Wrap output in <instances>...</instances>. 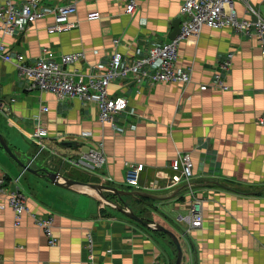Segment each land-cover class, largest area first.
<instances>
[{
    "label": "crops",
    "instance_id": "obj_1",
    "mask_svg": "<svg viewBox=\"0 0 264 264\" xmlns=\"http://www.w3.org/2000/svg\"><path fill=\"white\" fill-rule=\"evenodd\" d=\"M44 1L57 6L74 0ZM184 1L138 0L131 16L123 2L78 0L77 13L71 17L77 27L72 31L50 34L53 19L48 17L21 36L0 33V45L29 60L38 59L44 48L57 58L84 52L87 60L67 69L86 73L95 67L103 72L114 39H121L119 50L128 63L145 57L151 46L171 41L182 20ZM251 3L264 17V0ZM236 8L241 17L254 19L242 0L236 1ZM231 53L232 65L226 70ZM177 67L192 73L190 84L151 86L139 77L115 80L110 96L128 100L129 107L117 117L114 128L101 123L94 104L28 90L29 80L14 64L0 59V100L10 105L9 113L0 111V134L25 165H19L0 144V177L18 180L10 188L26 196L30 210L17 225L7 199L0 196V264H88L89 234L99 264H176L178 250L169 236L94 197L55 185L44 172L135 191L125 182L126 163L144 166L138 191L162 196L182 188L171 201L125 197L137 215L178 236L182 264H264V127L258 123L264 115V56L258 38L229 28L205 27L199 38L181 44ZM217 73L229 90L213 87ZM41 107L49 109L42 122L52 154L38 153L37 145L25 135L34 130ZM85 132L92 137H82ZM97 143L104 144L107 157L102 171L63 164L64 157H77ZM182 153L191 154L194 176L189 183L169 188L172 179L179 177L171 163ZM207 181L212 183L204 184ZM191 183L196 187H187ZM194 196L202 200L204 223L188 232L181 219L187 217ZM109 197L119 202L114 195ZM31 214L54 219L57 245L49 244Z\"/></svg>",
    "mask_w": 264,
    "mask_h": 264
},
{
    "label": "built area",
    "instance_id": "obj_2",
    "mask_svg": "<svg viewBox=\"0 0 264 264\" xmlns=\"http://www.w3.org/2000/svg\"><path fill=\"white\" fill-rule=\"evenodd\" d=\"M123 2L125 13L133 15L138 7V0H113ZM237 0H185L180 14L182 24L179 35L165 44L153 45L145 57L132 62H126L119 50L121 39L113 41L114 50L109 56L106 69L98 72L91 67L86 73L71 72L67 67L86 61L84 52L61 55L59 58L49 49L44 48L36 60H29L25 54L12 53L4 45H0V59L12 63L22 76L29 80L28 90H39L50 92L60 100L80 99L81 101L94 104L99 113L102 124H110L115 128V121L119 115L124 113L129 105L128 100L123 98H112L109 93L111 84L117 79L139 77L148 81L151 86L158 84L179 83L188 85L192 82V73L178 69L177 62L181 44L189 39H196L207 28L232 29L235 33L243 36H255L258 38L261 53L264 56V17L258 11L251 0H242L254 19L241 17L236 8ZM78 0L70 4L48 6L44 0H5L0 4V33L5 36L17 37L23 35L33 24L52 17V23L48 26L50 34H62L72 31L77 27L71 22V17L77 13ZM233 54H229L224 65L226 70L230 69ZM213 87L219 90H229L223 76L215 74ZM15 100H12L14 102ZM9 103L0 100V111L9 113ZM47 107H41L40 114L35 119V128L30 133H25L29 140L33 141L39 148L38 153L53 150L47 143L48 130L42 122V115L47 113ZM258 123L264 127V115ZM82 137L90 139L92 133L85 132ZM107 157L104 144L100 143L91 147L87 152L80 153L77 157H64L63 164L91 172L102 171ZM127 173L125 182L127 186H139V174L143 171V165L126 163ZM171 169L179 177L172 179L169 188L176 187L179 183H188L194 176L193 161L190 153L179 154L171 163ZM112 181V179H110ZM18 184V180L9 181L5 176L0 177V196L7 199L9 207L15 214L16 224L20 225L22 218L30 214L27 206L26 196L18 189H11ZM156 190L161 188L156 182ZM164 189V188H162ZM147 190H149L147 188ZM194 193L192 192V195ZM189 213L181 219L188 225V232L201 228L204 223L202 200L196 196L189 202ZM32 215V214H31ZM36 224L40 227L51 246L57 245L58 240L54 234V219L52 217H38L32 215ZM187 235V233H186ZM86 249L88 251V264H99L94 256L93 236L89 234Z\"/></svg>",
    "mask_w": 264,
    "mask_h": 264
},
{
    "label": "water",
    "instance_id": "obj_3",
    "mask_svg": "<svg viewBox=\"0 0 264 264\" xmlns=\"http://www.w3.org/2000/svg\"><path fill=\"white\" fill-rule=\"evenodd\" d=\"M181 23H182V20L180 19L177 23L178 27H176L173 35H171L172 40L175 39L176 36L180 33ZM0 144L6 150V152L9 153V155L19 165H21L22 167L25 168V165L14 155V153L12 152L10 147L8 146L6 140L4 139V137L1 134H0ZM44 172H45V176L55 185L62 187L64 189L73 190V191H76L78 193L88 195L90 197H94V198L98 199L99 201H101V203H103L104 205H106V206L112 208L113 210L123 214L127 218L144 225L148 229H150L154 232H161V233L166 234L167 236H169L172 239V241L174 242V244L177 247L178 256H177L176 264H182L183 250H182V246H181V243H180L178 236L173 231L166 228L165 226H163L159 223H155L149 219L140 217L139 215H137L134 212V210L125 201V197H128V196L134 197V198L139 199V200L150 199V200L160 201V202L171 201L182 191V188L177 189L176 191L171 192L167 195L160 196V195H154L151 193L138 191V190H135V191H127L126 190L125 191V190L118 189V188L108 186L105 184L85 183V182H81L78 180H74V179L69 178L68 176L62 175L60 173H55V172H51V171H47V170H45ZM211 183L212 182L207 181V183H204V184L209 185ZM187 187L195 188L196 184L191 183ZM110 194L114 195L118 199L119 202L111 200L110 197L108 196Z\"/></svg>",
    "mask_w": 264,
    "mask_h": 264
},
{
    "label": "rangeland",
    "instance_id": "obj_4",
    "mask_svg": "<svg viewBox=\"0 0 264 264\" xmlns=\"http://www.w3.org/2000/svg\"><path fill=\"white\" fill-rule=\"evenodd\" d=\"M25 142H26V140H25ZM86 171V170H85ZM181 233V231H179V234Z\"/></svg>",
    "mask_w": 264,
    "mask_h": 264
},
{
    "label": "trees",
    "instance_id": "obj_5",
    "mask_svg": "<svg viewBox=\"0 0 264 264\" xmlns=\"http://www.w3.org/2000/svg\"><path fill=\"white\" fill-rule=\"evenodd\" d=\"M108 196H113V195L110 194V195H108Z\"/></svg>",
    "mask_w": 264,
    "mask_h": 264
},
{
    "label": "bare ground",
    "instance_id": "obj_6",
    "mask_svg": "<svg viewBox=\"0 0 264 264\" xmlns=\"http://www.w3.org/2000/svg\"><path fill=\"white\" fill-rule=\"evenodd\" d=\"M12 99V98H11ZM10 100V99H9Z\"/></svg>",
    "mask_w": 264,
    "mask_h": 264
}]
</instances>
